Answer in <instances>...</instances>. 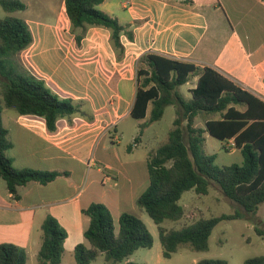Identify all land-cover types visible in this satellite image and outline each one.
Returning a JSON list of instances; mask_svg holds the SVG:
<instances>
[{
    "label": "crops",
    "instance_id": "crops-1",
    "mask_svg": "<svg viewBox=\"0 0 264 264\" xmlns=\"http://www.w3.org/2000/svg\"><path fill=\"white\" fill-rule=\"evenodd\" d=\"M64 2L61 0L55 13L54 24L25 20L34 36L31 47L23 51L29 55L25 64L61 97L86 101L93 120L81 116L72 121L62 119L52 133L43 118L20 116L7 108L2 113L14 145L7 154L17 169L68 173L48 185L32 182L19 187L18 200L0 178V245L13 243L37 255L43 244L42 224L48 216L66 229L65 248L75 238V249L87 240L90 218L84 210L91 204L106 205L115 222L125 212L136 214V201L150 180L146 184L137 160L130 158L134 150L128 151L129 158L111 157L109 148L100 145L107 128L113 125L117 132L120 121L131 116L141 56L152 53L201 69L213 68L264 100V0H192L193 4L182 0H105L98 8L134 35L132 41L126 34L121 36L125 53L120 59L110 30L102 27L88 29L78 52L69 49L61 53L65 41L71 48L76 43ZM198 79V74L191 76L194 85L188 92ZM178 92L187 100L192 98ZM91 159L101 166L96 173L88 169ZM147 160L148 155L146 164ZM99 183L105 188L114 185L101 190Z\"/></svg>",
    "mask_w": 264,
    "mask_h": 264
},
{
    "label": "trees",
    "instance_id": "trees-1",
    "mask_svg": "<svg viewBox=\"0 0 264 264\" xmlns=\"http://www.w3.org/2000/svg\"><path fill=\"white\" fill-rule=\"evenodd\" d=\"M182 1L193 4L192 0ZM104 2L65 0L64 3L76 45H82L89 28H106L111 32V43L120 59L125 53L121 36L126 34L132 41L134 35L117 18L98 8ZM0 5L9 14L27 10L22 0H0ZM33 42V32L27 21L16 16L0 19V178L6 182L15 200L21 198L19 187L32 182L48 185L68 173L17 169L7 154L14 145L3 124V110L7 108L20 116L43 118L52 133L57 131V123L62 119L72 121L81 116L93 120L86 101L61 97L44 79L32 74L19 61V55ZM194 74L199 75L198 83L191 90L192 98L187 100L178 89ZM137 82L136 100L130 112L132 118L146 119L151 104L150 123L160 121L167 106H175L178 115L168 142L148 155L150 184L136 201L137 206L157 225L165 259H171L182 246L198 252L207 251L213 228L222 221L241 218L240 214L201 218L178 230L167 228L165 224L185 217V210L179 203L185 192L193 190L201 197L207 196L212 181L247 214L258 212L264 203V100L213 68L201 69L192 63L152 53L141 56ZM239 106H244L245 110ZM202 114H218L220 117L207 119L205 128L197 127L196 119ZM206 133L222 142L233 140L243 155V163L219 166L214 154H205ZM138 142L140 138L134 144ZM84 213L90 218L85 232L89 247L84 243L75 247L78 264H90L99 256H104L107 261L123 262L139 249H151L154 245V237L146 223L132 213L125 212L120 216L118 232L106 205L93 203ZM42 231L39 264H61L68 237L66 229L56 218L48 216L42 224ZM256 231L264 236V230L256 228ZM27 263L28 254L24 247L13 243L0 245V264ZM197 264L229 263L223 259H204ZM245 264H264V256L247 259Z\"/></svg>",
    "mask_w": 264,
    "mask_h": 264
},
{
    "label": "rangeland",
    "instance_id": "rangeland-1",
    "mask_svg": "<svg viewBox=\"0 0 264 264\" xmlns=\"http://www.w3.org/2000/svg\"><path fill=\"white\" fill-rule=\"evenodd\" d=\"M27 6L28 10L18 12L14 14L7 13L0 5V19H4L8 16H16L21 19H29L35 24H47L51 25L55 23V13L59 12L61 0H22ZM64 16V14H62ZM34 27V26H32ZM63 52L67 53L69 49L74 52L77 51V45L71 48L68 40L64 42ZM39 49V48H38ZM37 52V51H36ZM38 53V52H37ZM27 53L22 52L18 59L23 66L28 69L25 62H27ZM25 60V61H24ZM29 70V69H28ZM185 84L179 88V90L187 97H192V94L188 92V87L193 86L191 82ZM1 94V89H0ZM241 110H245L244 106H239ZM153 110V105L149 109L148 117L145 120H136L131 116L123 118L116 132L113 125L106 129L107 134L104 138V143L100 145V148L105 144L109 148V155L111 157L128 156V150L132 148L131 159L137 160L138 170L141 173V178L146 179V184L149 183V172L146 164L147 155L155 152L159 147L168 142L169 132L171 128H174V121L178 117L177 109L175 106H167L165 114L160 121L150 123V118ZM7 112H14L7 109ZM220 116L214 115H200L196 119V126L205 128L207 119H216ZM186 124V123H185ZM142 131V132H141ZM117 138V142L114 139ZM137 138H140V142L135 145ZM206 142L204 151L205 154L215 155L216 163L223 167L232 164H242L244 161L241 151L238 150L231 143L222 142L210 134H205ZM101 167L95 164L93 169L96 173L97 169ZM98 179H102V177ZM111 177V176H110ZM113 178V177H111ZM114 179V178H113ZM113 179L110 182H113ZM115 181V180H114ZM2 182H4L2 180ZM5 184V182H4ZM113 183L106 185V188L101 183L97 185V188L101 190L110 189L113 187ZM184 210L185 217L178 222L167 221V228L181 229L194 224L201 218L210 219L213 217H220L222 215L240 214L241 218L229 221L220 222L215 228L209 240V249L207 251H194L189 246H182L179 251L173 254L171 259H165L162 254V246L159 238V231L157 225L149 217V215L142 209L137 207L136 216L141 218L149 228L154 237V245L151 249H139L133 256L123 262L107 261L104 256H99L95 261L90 264H128L129 262L139 264H197L204 259H223L228 261L229 264H245V261L250 258L264 256V236H260L256 231V228L264 230V203L260 206L256 214H247L245 210L236 202L230 200L221 187L211 182L210 191L207 196H199L195 191H187L183 194L181 201L179 202ZM119 221L116 220V231H119ZM76 239H70L66 245L65 253L63 255L61 264H78L74 255V243ZM88 245V241H85ZM25 249V248H24ZM27 250V249H26ZM28 254L27 264H39L38 255L32 251Z\"/></svg>",
    "mask_w": 264,
    "mask_h": 264
},
{
    "label": "built area",
    "instance_id": "built-area-1",
    "mask_svg": "<svg viewBox=\"0 0 264 264\" xmlns=\"http://www.w3.org/2000/svg\"><path fill=\"white\" fill-rule=\"evenodd\" d=\"M231 145L235 146V142H234V141L231 142ZM235 147H236V146H235ZM94 165H95L94 160H93V159L89 160V162H88V166H89V167H93ZM108 178H109V176H108ZM111 180H112V179H111Z\"/></svg>",
    "mask_w": 264,
    "mask_h": 264
}]
</instances>
